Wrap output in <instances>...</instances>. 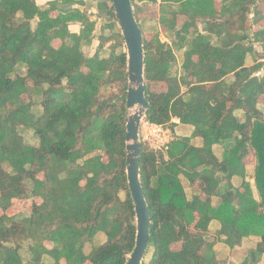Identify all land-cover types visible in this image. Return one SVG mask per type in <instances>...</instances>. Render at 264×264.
<instances>
[{
	"label": "trees",
	"instance_id": "16d2710c",
	"mask_svg": "<svg viewBox=\"0 0 264 264\" xmlns=\"http://www.w3.org/2000/svg\"><path fill=\"white\" fill-rule=\"evenodd\" d=\"M92 1L96 13L73 7L86 6L84 0H52L45 7L0 0V264H125L134 247L125 172L127 54L112 1ZM130 1L134 9L143 2ZM144 2L158 3V22L173 34L171 44L158 31L146 39L139 23L146 17L133 11L145 53L144 120L174 131L178 119L192 129L163 150L141 142L140 182L151 221L141 264H235L219 259L214 245L234 248L248 237L258 241L238 264H259L264 0H221L219 7L214 0ZM98 18L107 21L100 33ZM71 24H79V32L70 31ZM94 39V53L86 54ZM174 46L183 52L180 73ZM153 82L165 89L151 91ZM24 131L37 143L26 142ZM215 144L223 146L220 158ZM250 149L257 198L247 179ZM35 198L21 218L9 212L17 201ZM211 221L219 224L214 235ZM98 233L102 243L94 242Z\"/></svg>",
	"mask_w": 264,
	"mask_h": 264
},
{
	"label": "water",
	"instance_id": "95a60500",
	"mask_svg": "<svg viewBox=\"0 0 264 264\" xmlns=\"http://www.w3.org/2000/svg\"><path fill=\"white\" fill-rule=\"evenodd\" d=\"M111 1L127 54L128 86L125 106L128 113L125 124V172L136 223L134 247L125 264H141L147 251L151 224L147 201L140 182L141 140L139 132L148 109V101L145 95L143 35L134 17L131 1Z\"/></svg>",
	"mask_w": 264,
	"mask_h": 264
},
{
	"label": "crops",
	"instance_id": "0c3cea01",
	"mask_svg": "<svg viewBox=\"0 0 264 264\" xmlns=\"http://www.w3.org/2000/svg\"><path fill=\"white\" fill-rule=\"evenodd\" d=\"M50 1L52 0H36V3L41 6V7H45ZM85 3H87L86 1L87 0H84ZM89 1V0H88ZM92 1V0H90ZM215 1V6L216 7H219L220 4H221V0H214ZM137 2V1H136ZM144 2V0H143ZM159 2V0H158ZM148 5H153L152 3H148ZM157 6V11H156V14L153 15V16H150V17H146L145 19H142L139 23L141 25V28L143 29V32L146 33V30H144V27L147 25V24H150L152 23V21H156L157 24H156V27L154 28L156 31L160 32V28L162 26H160L159 22H158V17H159V5L158 3L154 4ZM75 7V5L73 6ZM81 7L80 9L82 10H85L84 6H79L78 5V8ZM90 9V8H89ZM86 12H88V8H86ZM90 11V10H89ZM93 12V11H92ZM90 13V12H89ZM57 12L54 11L51 13L52 16H56ZM153 18V19H151ZM181 20V23L183 21V18L182 17H179L178 20ZM178 22V21H177ZM179 23V24H181ZM198 26L199 28L201 29V25L198 23ZM81 26L79 24H71L69 26V29L70 31L72 32H79ZM161 30H163V28H161ZM202 30V29H201ZM164 33H167L164 31ZM165 40L166 42L169 43L168 39L165 37ZM55 42H57L58 44V41L57 40H54V45H55ZM98 44V41L96 39L93 40L92 44L90 45V48L91 50L89 51V55H92L95 51V48ZM255 48L257 49L256 45H254ZM177 48V47H176ZM84 50V48H83ZM258 50V49H257ZM85 52V51H84ZM253 63L251 57L249 59V57L246 59V65H251ZM177 64H178V70H179V73H180V60H177ZM260 72H258L259 74ZM259 108L260 110L264 113V96H260L259 97ZM173 122L177 123V126L174 128V131H173V134L174 136H179V134H181V131H185L184 134H189L191 132V127L190 126H184V125H180L179 124V121L178 119H173L172 120ZM180 127V128H179ZM180 130V131H179ZM193 142L195 145L199 146L201 145V140L198 139V138H195L193 139ZM213 150H214V153L216 154V156L218 158L221 157L222 155V152H223V146L222 145H219V144H215L213 146ZM250 156L247 158V162L248 165L246 164V171H247V176H248V180L250 181L251 183V187H252V191H253V194H254V197L257 198L258 197V193H257V189L255 187V184H254V179H253V173H254V167H255V156H254V152H253V149H250ZM234 183L236 185L239 184V180L238 178H234ZM191 195L192 193H190V191H188V195ZM219 229V224L218 222L216 221H211L210 223V226H209V230H210V235H213L217 230ZM105 240V237L102 233H98L96 236H95V239H94V242L96 243H102L103 241ZM258 241V238L257 237H248V238H245L243 239L242 243L240 246H236L234 248H230L228 247L226 244H224L223 242H217L215 245H214V249L216 251V254H217V257L221 260H224V261H228V262H232V263H235V264H238L239 262H241L243 260V258L246 256V253L247 251L254 247V244ZM89 249H86V251L88 252ZM221 253V254H220ZM219 254L221 257H219ZM236 257H240V259L238 258V260H235ZM263 258H264V255H263ZM259 264H264V259L263 261H261Z\"/></svg>",
	"mask_w": 264,
	"mask_h": 264
},
{
	"label": "rangeland",
	"instance_id": "374dc122",
	"mask_svg": "<svg viewBox=\"0 0 264 264\" xmlns=\"http://www.w3.org/2000/svg\"><path fill=\"white\" fill-rule=\"evenodd\" d=\"M86 2H87L86 6H84L85 7L84 8L85 11H87L86 8H88V12L87 13H89L91 11L96 13L95 2L94 1H90V0L89 1L87 0ZM137 5H138V8H136V9H134V6L132 5L133 11H136V14L139 15L140 17L143 16L142 18L150 17V16H153V15L156 14L157 6L154 5V4L150 6V5H148V3H145V2L143 3L141 1L140 2L137 1ZM75 7H78V5H75ZM151 19H153V18H151ZM179 23H181L180 19L178 20V24ZM105 24H107V21H106L105 18L104 19L103 18H100V19L98 18L97 19V21H96V31H97V33H100V28L102 27V25H105ZM156 24H157L156 21H152V23L147 24L144 27V30H146V33L144 34V37H146V39H150L153 36V34L156 33V30L154 29L156 27ZM161 28H160V32H158L160 34L161 41H166L165 40V37H166L168 39L169 43L171 44L172 43V39H173V34L164 33L165 30L164 29L161 30ZM104 33H105V35H110L111 31H110V29L107 28ZM113 42H114V40L112 39L104 47V49L101 51V55L102 56H105V57L108 56V54H109V45H110V43H113ZM55 45H57V42H55ZM256 47H257L258 50H260V47L258 45H256ZM90 50H91L90 46H84V51H85L86 54H88ZM120 50H121V48L117 49V51H120ZM124 51H126L125 43H124ZM173 52L175 53L176 60H181V58L183 56L182 50H178L174 46L173 47ZM149 88H150L151 91L160 92V91L165 89V84L162 83V82H153V83H150ZM24 99H27V97L24 96ZM127 113H128V110H127ZM165 130H166V132H165L166 140L168 139V141H171L173 138L176 137V136H174L173 131L171 130L170 126H165ZM142 131H143V127H142ZM23 137H24V140L26 142H28V143H31V144H36L37 143V139L33 135L32 131H24L23 132ZM153 144L160 145V144H157L156 142L153 143ZM103 159L107 160L106 157H104ZM246 163L248 165L249 162L246 161ZM120 197L121 198L124 197L123 192L120 193ZM34 201H39V200L38 199L36 200V198L35 199H27V200H19V201H17V203H14V205L9 209V212H11L12 214L13 213H16V214L19 213L18 216H19V218H21V216H24L25 214L29 213V211L31 209V206H32V203ZM178 248H179V243H176V244L172 245V249H178ZM22 253H23V251H22ZM220 254H219V257H221ZM238 258L240 259V257H236L235 260H238ZM226 262L227 263H232V262H228V261H226ZM86 264H90V263L87 262Z\"/></svg>",
	"mask_w": 264,
	"mask_h": 264
},
{
	"label": "built area",
	"instance_id": "2783aa9c",
	"mask_svg": "<svg viewBox=\"0 0 264 264\" xmlns=\"http://www.w3.org/2000/svg\"><path fill=\"white\" fill-rule=\"evenodd\" d=\"M142 127H143V131H142ZM165 132H166L165 125L150 123L143 119L139 132L140 140L141 142L143 141L145 144H147L150 148L154 150H163L166 149L169 143L168 139L166 140L165 138ZM155 142L160 145L153 144Z\"/></svg>",
	"mask_w": 264,
	"mask_h": 264
}]
</instances>
